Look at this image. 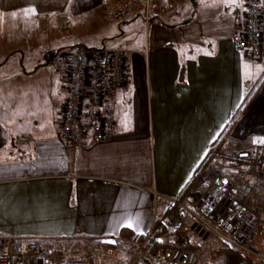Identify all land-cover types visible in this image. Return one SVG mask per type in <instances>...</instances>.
<instances>
[{
  "label": "crops",
  "instance_id": "obj_1",
  "mask_svg": "<svg viewBox=\"0 0 264 264\" xmlns=\"http://www.w3.org/2000/svg\"><path fill=\"white\" fill-rule=\"evenodd\" d=\"M243 7L244 0L165 7L155 0H0V236L51 242L59 260L78 264L85 246L143 245L167 214V198L179 196L248 250L216 251L222 240L185 215L179 227L186 249L201 255L198 264H264V180L245 162L207 157L210 147L244 150L264 141V82L239 112L264 65L232 45ZM99 25L142 45L123 49L128 81L116 97L112 138L94 142L84 129L66 142L58 138L67 97L59 57L103 48L83 43L85 30ZM218 195L222 204L212 207ZM132 259L143 264L138 252L119 261Z\"/></svg>",
  "mask_w": 264,
  "mask_h": 264
},
{
  "label": "built area",
  "instance_id": "obj_2",
  "mask_svg": "<svg viewBox=\"0 0 264 264\" xmlns=\"http://www.w3.org/2000/svg\"><path fill=\"white\" fill-rule=\"evenodd\" d=\"M65 19L64 14L59 15ZM39 18L44 19L41 15ZM233 47L251 64L264 62V0H244L241 19L234 28L231 39ZM65 74V99L58 138L75 143L84 129H89L94 142L112 138L115 123V103L118 91L128 81L127 56L121 49H83L66 51L59 57ZM214 151H209L213 153ZM228 160L251 165L256 175L264 180V141L257 147L244 150H229L218 153ZM170 205H178L185 215L200 219L180 197L167 198ZM201 220V219H200ZM159 223L165 232L159 238L163 248L150 253L151 264H197L200 255L186 249L187 238L179 223L168 214ZM210 229L213 227L205 223ZM216 231V232H215ZM228 245L247 252L241 242L214 230ZM151 234L148 235L150 238ZM147 238V239H148ZM121 260L117 264H133ZM0 264H72L56 256L50 243L15 242L0 236Z\"/></svg>",
  "mask_w": 264,
  "mask_h": 264
},
{
  "label": "rangeland",
  "instance_id": "obj_3",
  "mask_svg": "<svg viewBox=\"0 0 264 264\" xmlns=\"http://www.w3.org/2000/svg\"><path fill=\"white\" fill-rule=\"evenodd\" d=\"M157 4H159V7H165L166 4L168 3H172L173 0H155ZM209 1V0H207ZM210 1H216V0H210ZM219 1H224V0H219ZM148 7V6H147ZM147 7L145 6L144 8V15L147 14ZM135 40V43H133V41ZM83 43L85 46H92V47H103L105 49H124V48H129V45H134L135 47H139L140 45H142V41H139V39L137 37L132 38L129 36H114V32L112 29H106L104 28L103 25H99L98 27L94 28V29H90V30H85L84 32V40ZM129 43H133V44H129ZM72 48V47H71ZM75 49V48H74ZM72 49V50H74ZM258 69V73L256 74V78L253 80L252 82V87H251V92L250 95L256 90V88L258 87L259 84H262L264 82V65L263 66H259L257 67ZM213 150V149H212ZM211 151V149H210ZM214 151V150H213ZM229 151L228 148L226 149H222V150H216L213 153H210L209 155H207L208 158H210L211 156H217L216 158L218 159H222V160H228L224 157H221L220 155H218V153H223ZM255 169V168H254ZM193 212L201 219H198L194 216L192 217L193 221H196L197 223H199L200 225H202L205 229L211 231L212 233H214V235L217 236V238L220 239V236L214 232V230H216L215 228L210 229L205 223L210 224L208 222V220L204 219L203 217H201L197 212H195L193 210ZM218 231V230H217ZM201 234H203V236H206L207 239L212 240V236L213 234H210L208 231L206 232L204 230L200 231ZM200 234V233H199ZM209 235V236H208ZM212 235V236H211ZM211 236V237H210ZM214 238V237H213ZM212 242V241H210ZM51 243V242H50ZM53 244V243H52ZM116 246L113 248H108V247H104L102 250H97V251H92L90 249H94L93 245L90 246H85V250L89 252H87V254L81 255V253H79V255H77V260H74V262H79L80 264H114L116 262H118L120 259H127L129 256H131L133 253L138 252V259H142V263L143 264H151L149 261V255L150 253H147V251H145L143 249V245L140 243L136 242H132V243H128L125 242L124 243H120V242H116L115 244ZM74 246V245H73ZM83 245L80 244H75V248H82ZM58 254L61 252L58 251ZM59 254V255H60ZM66 255V253H64ZM63 256V255H61ZM90 256L92 257V259L94 258V260H92L90 258ZM201 258V255H200ZM200 260V259H199ZM137 261V260H136ZM199 262V261H198ZM78 263V264H79ZM198 264V263H197Z\"/></svg>",
  "mask_w": 264,
  "mask_h": 264
},
{
  "label": "trees",
  "instance_id": "obj_4",
  "mask_svg": "<svg viewBox=\"0 0 264 264\" xmlns=\"http://www.w3.org/2000/svg\"><path fill=\"white\" fill-rule=\"evenodd\" d=\"M82 48L83 49H91V48H85V47H82ZM260 85L261 84L258 85L257 89H259ZM251 97H252V94L250 95V93L248 95H246V97L244 99V102H243V105H242V107H240L239 112H242L245 109V107L247 106V104L250 101ZM236 119H237V115H235L232 118H230V122H229L228 126L226 127V129L222 133L223 138L230 132V130L232 129V127L234 126V124L236 122ZM210 149L212 150L213 147H210ZM204 159H206V157ZM204 162H205V160H203L201 162L200 167L203 166ZM196 178H197V176H194L192 178L190 184L188 185V188H190L194 184V182L196 181ZM167 214L170 215L171 217H173L174 219H176L179 222L184 221L186 219L185 214L183 213V211L181 210V208L178 205H169V207L167 209ZM165 231L166 230H165V227L163 226V224H161L159 222L155 223L153 231H152V235H153L152 238L148 239V240H145L144 243H143L144 244L143 245L144 246V250L147 251V253H153V252L159 251L160 249L163 248V246H164L163 242L158 240V239H155V237L160 235L161 233H164ZM125 232H123V234L126 236L127 232L126 233ZM136 238H138L139 240H142V238H140L138 236H136ZM103 245H106V244H103ZM216 251L223 252V253L237 252L236 249L230 247V245H228L224 241H221L219 243V245L216 248Z\"/></svg>",
  "mask_w": 264,
  "mask_h": 264
},
{
  "label": "water",
  "instance_id": "obj_5",
  "mask_svg": "<svg viewBox=\"0 0 264 264\" xmlns=\"http://www.w3.org/2000/svg\"><path fill=\"white\" fill-rule=\"evenodd\" d=\"M215 200H216V201H215L214 205H212V207H214V206L216 205L217 202H219V205H216V206H220V205L222 204V197H221L220 195H218V196L216 197ZM226 217H228L227 220L230 221V220L232 219L233 215H232V216H230V215L227 216V215H226ZM235 219H236V218L233 219L234 222H235ZM241 221L243 222V219H242ZM237 223L242 224V223H240V222H237ZM246 225H247L246 223L243 224L242 227L240 228V231H242V230H243V227L245 228ZM230 227H231V226H229V228H230ZM232 231H234V230H232Z\"/></svg>",
  "mask_w": 264,
  "mask_h": 264
}]
</instances>
